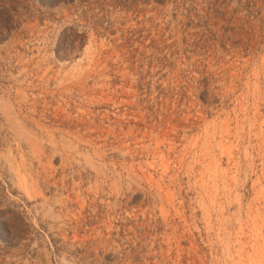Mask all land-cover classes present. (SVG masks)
Here are the masks:
<instances>
[{"label":"rangeland","instance_id":"374dc122","mask_svg":"<svg viewBox=\"0 0 264 264\" xmlns=\"http://www.w3.org/2000/svg\"><path fill=\"white\" fill-rule=\"evenodd\" d=\"M0 264H264V0H0Z\"/></svg>","mask_w":264,"mask_h":264}]
</instances>
